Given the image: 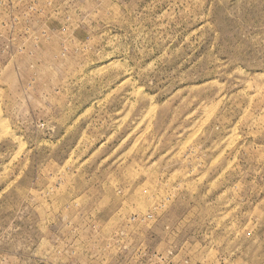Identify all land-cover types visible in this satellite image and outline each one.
<instances>
[{"label":"rangeland","instance_id":"1","mask_svg":"<svg viewBox=\"0 0 264 264\" xmlns=\"http://www.w3.org/2000/svg\"><path fill=\"white\" fill-rule=\"evenodd\" d=\"M0 264H264V0H0Z\"/></svg>","mask_w":264,"mask_h":264}]
</instances>
